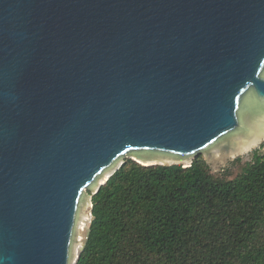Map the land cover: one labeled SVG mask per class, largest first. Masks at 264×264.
I'll use <instances>...</instances> for the list:
<instances>
[{
	"label": "water",
	"instance_id": "95a60500",
	"mask_svg": "<svg viewBox=\"0 0 264 264\" xmlns=\"http://www.w3.org/2000/svg\"><path fill=\"white\" fill-rule=\"evenodd\" d=\"M261 139L264 0H0V264H75L127 155Z\"/></svg>",
	"mask_w": 264,
	"mask_h": 264
},
{
	"label": "trees",
	"instance_id": "16d2710c",
	"mask_svg": "<svg viewBox=\"0 0 264 264\" xmlns=\"http://www.w3.org/2000/svg\"><path fill=\"white\" fill-rule=\"evenodd\" d=\"M263 147L233 177L202 154L187 166L125 158L90 192L75 264H264Z\"/></svg>",
	"mask_w": 264,
	"mask_h": 264
},
{
	"label": "rangeland",
	"instance_id": "374dc122",
	"mask_svg": "<svg viewBox=\"0 0 264 264\" xmlns=\"http://www.w3.org/2000/svg\"><path fill=\"white\" fill-rule=\"evenodd\" d=\"M262 144L264 145V139H261V140L257 141L253 145H251L248 148L242 150L239 154H235V155L229 157L226 160V162H224V163L223 162L220 163V161L215 162V163H213L211 161H208V163H209L208 165H209L211 171L213 173L218 174V175H221L223 169L229 167V171L231 173L230 177H233L238 172H240V170L244 166L245 162L249 161L251 159L253 150L260 148ZM263 150H264V147L260 149V151H263ZM201 154L203 155V153H201ZM127 157L132 158V159L134 158V157H132L130 155H127L126 157L121 158L120 162L122 160H124L125 158H127ZM203 157H204V155H203ZM237 157L241 158L240 163L239 164H232V161L235 158H237ZM192 159H193V157L189 161H175V162H170L169 164H171V163H181L183 165H186V164L191 163ZM90 192L92 193L93 191H91L90 189H87V190L84 191V193L86 194V196L89 199V206H90V202H91ZM89 223H90V215H89L88 226H89ZM87 231H88V227H87ZM87 231H86V235H87ZM86 235H85V238H86ZM85 238H84V241H85ZM84 241H83V243H84ZM83 243H82V246H83ZM82 246H81V248H82Z\"/></svg>",
	"mask_w": 264,
	"mask_h": 264
},
{
	"label": "bare ground",
	"instance_id": "6f19581e",
	"mask_svg": "<svg viewBox=\"0 0 264 264\" xmlns=\"http://www.w3.org/2000/svg\"><path fill=\"white\" fill-rule=\"evenodd\" d=\"M239 153H240V152H239ZM239 153H237V154H239ZM221 162H224V160L220 161V163H221ZM119 163H120V162H119ZM213 163H215V162H213ZM76 258H77V257H76Z\"/></svg>",
	"mask_w": 264,
	"mask_h": 264
}]
</instances>
